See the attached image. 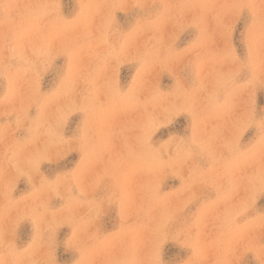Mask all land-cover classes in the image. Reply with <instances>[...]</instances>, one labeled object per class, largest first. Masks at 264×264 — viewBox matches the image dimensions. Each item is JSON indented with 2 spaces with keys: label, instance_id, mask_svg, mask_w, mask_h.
<instances>
[{
  "label": "rangeland",
  "instance_id": "1",
  "mask_svg": "<svg viewBox=\"0 0 264 264\" xmlns=\"http://www.w3.org/2000/svg\"><path fill=\"white\" fill-rule=\"evenodd\" d=\"M0 264H264V0H0Z\"/></svg>",
  "mask_w": 264,
  "mask_h": 264
}]
</instances>
